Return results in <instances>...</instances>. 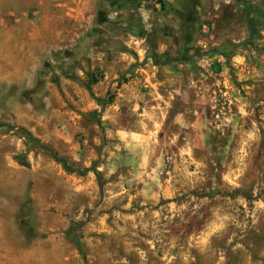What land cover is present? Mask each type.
I'll list each match as a JSON object with an SVG mask.
<instances>
[{
	"label": "rangeland",
	"instance_id": "1",
	"mask_svg": "<svg viewBox=\"0 0 264 264\" xmlns=\"http://www.w3.org/2000/svg\"><path fill=\"white\" fill-rule=\"evenodd\" d=\"M0 125V264H264V0H0Z\"/></svg>",
	"mask_w": 264,
	"mask_h": 264
},
{
	"label": "trees",
	"instance_id": "2",
	"mask_svg": "<svg viewBox=\"0 0 264 264\" xmlns=\"http://www.w3.org/2000/svg\"><path fill=\"white\" fill-rule=\"evenodd\" d=\"M161 7H163V5L161 4ZM107 22V18H106V16L103 14V13H99L98 14V23L99 24H104V23H106ZM249 22V28H250V32H251V34L253 33V24L250 22V21H248ZM186 46V45H185ZM183 48V47H182ZM182 48H181V51H182ZM64 54L65 55H71V52H69V51H65L64 52ZM166 58H167V56L166 55H163L162 57H161V60L162 61H165L166 60ZM101 105L103 106V105H105V102H101ZM0 127H7V128H9L10 126H3V125H0ZM24 134L26 135V137H27V139H28V141L30 142V143H33V144H35L36 146H38V147H44L43 149H45V151L49 154V156L52 158V160L56 163V164H58L61 168H62V170L64 171V172H66V173H68V174H77V175H79V176H83L84 174H85V172H87L86 170L85 171H80V170H77V169H75L64 157H61L57 152H55L53 149H51V148H49V147H46V146H42L41 144H40V142L38 141V140H36V139H34V138H32L27 132H24ZM26 163V162H25ZM25 165V164H24ZM65 236H66V238L70 241V242H72L73 244H74V246L79 250L80 249V242H79V237L77 236H75V237H72V236H70V234L68 233V232H66V234H65Z\"/></svg>",
	"mask_w": 264,
	"mask_h": 264
},
{
	"label": "flooded vegetation",
	"instance_id": "3",
	"mask_svg": "<svg viewBox=\"0 0 264 264\" xmlns=\"http://www.w3.org/2000/svg\"><path fill=\"white\" fill-rule=\"evenodd\" d=\"M179 26H180V28H181V29H183V27H184V24H183V23H181ZM179 34H180V36L182 35V33H181V32H180Z\"/></svg>",
	"mask_w": 264,
	"mask_h": 264
},
{
	"label": "crops",
	"instance_id": "4",
	"mask_svg": "<svg viewBox=\"0 0 264 264\" xmlns=\"http://www.w3.org/2000/svg\"><path fill=\"white\" fill-rule=\"evenodd\" d=\"M180 37H181V36H180ZM178 43H180V39L178 40ZM187 46H188V45H187ZM179 48H182L180 44L178 45V49H179Z\"/></svg>",
	"mask_w": 264,
	"mask_h": 264
}]
</instances>
